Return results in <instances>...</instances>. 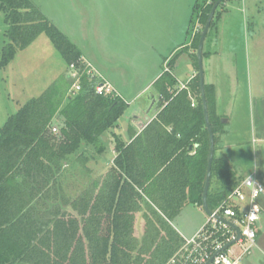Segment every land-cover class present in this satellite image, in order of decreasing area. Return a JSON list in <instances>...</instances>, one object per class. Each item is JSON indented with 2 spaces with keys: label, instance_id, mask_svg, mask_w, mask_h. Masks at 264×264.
<instances>
[{
  "label": "trees",
  "instance_id": "1",
  "mask_svg": "<svg viewBox=\"0 0 264 264\" xmlns=\"http://www.w3.org/2000/svg\"><path fill=\"white\" fill-rule=\"evenodd\" d=\"M216 1L193 7L195 51ZM0 14L11 25L1 65L45 32L69 65L85 69L65 105L68 79L25 102L0 127V264H166L184 242L173 220L189 202L202 206L210 139L199 73L180 87L163 71L153 83L156 116L130 143L117 141L112 165L76 193L74 184H64L77 179L80 163L89 169L88 155H79L83 144L94 145L128 103L96 92L97 76L87 72L80 49L31 0H0ZM211 86L205 83L208 110ZM57 116L60 137L51 133ZM209 117L215 133L210 110ZM214 171L224 188L214 195L209 188L210 209L238 185L224 157L214 154Z\"/></svg>",
  "mask_w": 264,
  "mask_h": 264
},
{
  "label": "rangeland",
  "instance_id": "2",
  "mask_svg": "<svg viewBox=\"0 0 264 264\" xmlns=\"http://www.w3.org/2000/svg\"><path fill=\"white\" fill-rule=\"evenodd\" d=\"M31 1L78 45L85 63L91 65L89 72L97 76L96 83L110 80L112 87L128 103L125 113L113 127L99 136L94 145L83 144L79 155L84 152L88 155L84 158H88L89 169L85 170L79 166L80 163L77 166V179L72 182L68 178L64 184L70 188L74 184L78 193L84 190V185H90L92 179L100 177L112 165L117 153L116 140H128L129 118L136 114L134 111L141 112L142 105L146 102L150 106L148 96L154 91L153 83L142 91L144 86L157 74L166 71L167 67L169 71L173 67L171 73L180 80L188 79L194 71L198 72L197 49L195 51V47L191 45V17L197 0ZM171 1H174L173 5L169 6ZM143 13L154 16H146L145 21L132 20L134 14L140 16ZM170 14L173 18L169 17ZM10 29L11 25L6 21L5 15L0 14V127L25 102L39 96L56 83L63 86L64 79H68L71 85L62 105L78 93L71 95L69 90L72 87L75 89L74 83H79V75L76 78L72 76L79 71L70 67L67 59L45 32H37L35 35L31 32L33 39L19 48L7 64L1 65ZM171 31L172 43L163 44V40H166L164 32ZM140 32L151 35L152 38L157 35L158 45L153 48L141 45L138 38ZM180 42L189 46L178 48ZM203 69L205 83L212 85L208 98L216 130V156L224 157L227 161L235 160L230 161V167L238 184L254 169L264 183V0H224L219 4L204 41ZM112 78L116 80V85L111 81ZM117 84L122 87L119 88ZM155 109L156 105L152 111ZM58 117L51 123L54 137H60L62 132V122ZM231 117L232 123H227L226 120ZM235 129L236 155L229 148L225 149L227 154L224 156L218 147L220 139H223V135L230 134V130L235 133ZM79 157L83 159V156ZM76 158L77 155L69 157V160ZM83 180L85 182L81 186ZM223 188V180L214 171L211 195ZM242 191L247 193L248 188L242 187ZM227 196L223 202L237 204L227 200ZM258 202L263 207L264 194L258 198ZM187 207L193 206H184L185 209ZM202 211L206 221L208 213ZM191 220L195 221V217H191ZM258 224L260 226L261 222ZM231 250L239 254L242 246L233 244Z\"/></svg>",
  "mask_w": 264,
  "mask_h": 264
},
{
  "label": "built area",
  "instance_id": "3",
  "mask_svg": "<svg viewBox=\"0 0 264 264\" xmlns=\"http://www.w3.org/2000/svg\"><path fill=\"white\" fill-rule=\"evenodd\" d=\"M83 61L85 59L83 57ZM70 67L75 68V64ZM87 72L91 65L85 63ZM169 71V68L167 69ZM79 71V70H78ZM85 69L72 76L78 81ZM90 73V72H89ZM92 73V72H91ZM73 78V77H72ZM69 90L71 95L80 90V83H74ZM95 90L99 94L119 96L116 90L108 81H101L95 84ZM56 130V129H55ZM242 187L248 188V192L242 191ZM264 194V183L258 177V171L254 169L242 183L238 184L227 196L237 204L229 205L222 202L214 209H210L207 219L202 227L191 237H184L182 246L168 260L166 264H242L243 259L250 255L258 245V222L263 213V207L258 202V198ZM240 237L230 246H226L238 236ZM233 244L242 246L239 254L231 250Z\"/></svg>",
  "mask_w": 264,
  "mask_h": 264
},
{
  "label": "crops",
  "instance_id": "4",
  "mask_svg": "<svg viewBox=\"0 0 264 264\" xmlns=\"http://www.w3.org/2000/svg\"><path fill=\"white\" fill-rule=\"evenodd\" d=\"M173 2L174 1H171L169 6L173 5ZM150 14L151 13H149V14L148 13L147 14L146 13H143L140 16H136V14H134L133 15L134 18L132 20L135 21V20L142 19L143 21H145L146 20L145 19L146 16H148ZM170 15H169V17H172V14H170ZM150 16L152 17L154 15H150ZM174 18L176 19V15L174 16ZM150 22H152V21L150 20ZM175 22H176V20H175ZM172 34H173L172 31L171 32H167V33L164 32V36H165L166 40L165 41L163 40V44H165V45L169 44L170 45L172 43V41H171V38L173 36ZM138 36H139L138 37L139 38V43L141 45H143V46L153 48V47H155V45H158L157 44L158 43V37H157V35L154 36V38H152L151 35H148L146 33L143 35L140 32L138 34ZM74 44L78 47V45L76 43H74ZM163 44H161V45H163ZM191 45H192V42H191ZM188 46L189 45H186V43L180 42V45L178 46V48H182L183 49L184 47H188ZM170 68H171V71H172L173 67H170ZM195 74H196L195 71L192 72L190 74L189 78L186 79V80H182V79L180 80L179 77L175 76L177 78V81H178V86L184 87L185 86V83H187L188 81H190L195 76ZM160 75H161V72L159 74H157V76H155V78L152 79L151 82H149L148 84H146L144 86V89L142 91H144L145 89H147L148 87H150L151 84L154 83V81ZM108 81L110 83V80H108ZM111 81H113L115 83V85H116V80H114V78H112ZM117 86L119 88L122 87V86H119L118 84H117ZM119 97H121L120 94H119ZM148 98H149V96H148ZM150 100L151 99L149 98V102H150ZM148 108H149V105L147 106V102H146L144 105H142L141 112L136 111V110L134 111V112H136V114L134 116H131L129 118V124H128V140H125L124 141V140H120L118 138L116 141H120V142H122L124 144L125 143H130L131 141H133L143 131V129H145V127H147V125L156 116V113L158 112L157 109H155L154 111H152V108H151L150 111L147 113V109ZM147 115H149V119L148 120L146 118ZM232 121H233V118L232 117L226 120L227 123H232ZM140 122H143L144 123L143 124V127H140L139 126ZM229 132H230L231 135L229 133L227 135H223V139L222 138L220 139V142L221 143H220V145L218 144V147H220V150H222L224 156L227 154V151L225 149L231 148L232 154L235 156L236 155L235 153L237 151V130L236 129L234 130L235 133H232V130H230ZM228 136L230 138H228ZM216 149H217V146H216ZM194 152L195 151L192 150L190 153L193 154ZM215 152H216V150H215ZM230 161L235 162V160H233V159L230 160ZM230 161H228L229 164H230ZM230 166H231V164H230ZM186 205H192L193 207H187V209L184 208V210H182L180 212V214L175 218L176 220H173L172 223H173V225L177 228V230L183 236H185V237H191V236H193L202 227V225L205 222L204 221V218H205L204 217V213L202 211L204 209L201 208L200 205H198L196 203H192V202H189ZM263 207H264V205H263ZM196 209L199 210V211H196ZM191 217H195V221H192L191 220ZM262 217H263V219H262ZM260 222H261V225L259 226V228H260L259 229L260 230V234H259V237H258V246L255 247L256 249L253 250V252L249 256H247V257H245L243 259L242 264H264V213H262V215H261Z\"/></svg>",
  "mask_w": 264,
  "mask_h": 264
},
{
  "label": "water",
  "instance_id": "5",
  "mask_svg": "<svg viewBox=\"0 0 264 264\" xmlns=\"http://www.w3.org/2000/svg\"><path fill=\"white\" fill-rule=\"evenodd\" d=\"M222 1L223 0H217L215 2V4L213 5V7L209 13L208 19L205 23V26L202 30V33H201V36L199 39L198 49H197L198 73H199V77H200L202 104H203V109H204L206 128L208 130L209 139H210V150H209V155H208V167H207V173H206V178H205L204 190H203V194H202V208L207 213L211 212L209 205H208L207 197H208V192H209V188H210V184H211V177H212V163H213V158H214V154H215V138H214L213 126H212V123H211L210 117H209L208 102H207L206 90H205V77H204V69H203V47H204V41H205L207 32L211 26V23H212L214 14H215V11ZM149 98L151 99V103H150L149 108L147 109V113L150 111V109L155 104V98L153 97L152 93L149 95ZM146 118L149 119V115H147ZM143 124H144L143 122H140L139 126L142 127ZM235 228L238 231V236L235 240H232L226 246H230L232 243L236 242V240L240 237L239 228L237 226H235Z\"/></svg>",
  "mask_w": 264,
  "mask_h": 264
}]
</instances>
